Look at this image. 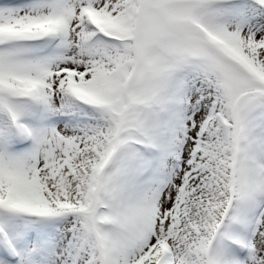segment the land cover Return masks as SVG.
<instances>
[{
	"label": "snow or ice",
	"instance_id": "snow-or-ice-1",
	"mask_svg": "<svg viewBox=\"0 0 264 264\" xmlns=\"http://www.w3.org/2000/svg\"><path fill=\"white\" fill-rule=\"evenodd\" d=\"M0 264H264V0H0Z\"/></svg>",
	"mask_w": 264,
	"mask_h": 264
}]
</instances>
